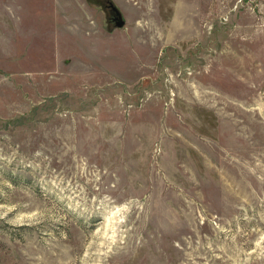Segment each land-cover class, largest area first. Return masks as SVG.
Masks as SVG:
<instances>
[{
    "label": "rangeland",
    "instance_id": "374dc122",
    "mask_svg": "<svg viewBox=\"0 0 264 264\" xmlns=\"http://www.w3.org/2000/svg\"><path fill=\"white\" fill-rule=\"evenodd\" d=\"M0 264H264V0H0Z\"/></svg>",
    "mask_w": 264,
    "mask_h": 264
}]
</instances>
